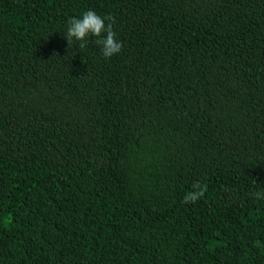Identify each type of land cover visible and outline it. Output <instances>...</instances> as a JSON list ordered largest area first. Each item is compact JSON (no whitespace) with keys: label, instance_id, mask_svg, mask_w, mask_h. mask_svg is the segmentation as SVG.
I'll use <instances>...</instances> for the list:
<instances>
[{"label":"trees","instance_id":"16d2710c","mask_svg":"<svg viewBox=\"0 0 264 264\" xmlns=\"http://www.w3.org/2000/svg\"><path fill=\"white\" fill-rule=\"evenodd\" d=\"M259 192L264 0H0V264H264Z\"/></svg>","mask_w":264,"mask_h":264},{"label":"clouds","instance_id":"9594fccd","mask_svg":"<svg viewBox=\"0 0 264 264\" xmlns=\"http://www.w3.org/2000/svg\"><path fill=\"white\" fill-rule=\"evenodd\" d=\"M115 18L111 16L102 17L93 10H88L82 14V18L70 19L67 31L64 35L69 47L77 43L80 49L85 48L90 37H95V43L102 49L103 56L111 58L119 54L123 49V43L116 38L113 25ZM193 191L188 192L183 202L195 203L204 197L207 185H202L199 181L192 185ZM256 199H264V192L252 193Z\"/></svg>","mask_w":264,"mask_h":264}]
</instances>
